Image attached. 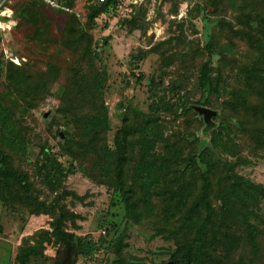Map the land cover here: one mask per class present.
Here are the masks:
<instances>
[{
	"label": "trees",
	"instance_id": "1",
	"mask_svg": "<svg viewBox=\"0 0 264 264\" xmlns=\"http://www.w3.org/2000/svg\"><path fill=\"white\" fill-rule=\"evenodd\" d=\"M16 1L11 0L8 7ZM62 1L71 6L70 0ZM206 1L212 12L223 5L222 0ZM29 2L30 9L39 4L54 10L41 0ZM90 2L94 7L88 21L94 23L100 15L115 11L120 0ZM246 2L250 11L244 13L245 29L236 30L245 52L236 50L237 43L232 41L217 52L210 26L213 23L205 21L204 48L211 59L198 70L199 99H189L179 83L165 87L173 99L182 93L179 106L169 116L174 117V124L175 117L185 118L191 113V120L184 122L187 129L170 131V135L169 129L165 131L162 115L167 104L155 93L163 80L151 78L150 111L129 106L110 144L107 77L101 71L77 72L59 95L60 112L74 129L72 134L59 133L64 155L71 161L66 167L47 145H42L33 176L21 170L22 166L15 167L13 160L14 155L27 158V133L21 119L50 92L59 70L52 63L43 71L29 64L16 66L11 60L0 62V82L4 79L0 83V202L52 219L50 229L23 240L16 256L19 264L45 256L48 245L57 249L53 264L93 260L103 249L115 255L117 263L131 264L123 255L124 234L111 239L106 249L107 229L98 239L76 233L81 229V215L63 201L70 195L64 186L66 178L77 171L111 192L122 206L128 225L151 227L153 238L173 245L169 261L162 264H264V185L240 173L241 168L252 165L254 157L264 160V0ZM27 9L20 5L15 18L31 20L36 12ZM54 11L68 15V27L77 29L75 14ZM127 23L135 26L133 19ZM38 34L35 32L32 39L39 40ZM0 39L14 50L9 33L0 31ZM181 41L180 35L172 34L159 46ZM188 46L193 48V42ZM148 54L142 53V59ZM142 79L140 74L137 80ZM196 107L216 112L210 125ZM179 109L184 110L182 115ZM48 116L46 113L44 118ZM35 178L51 193L59 192L52 203L36 196ZM109 223L118 230L117 223Z\"/></svg>",
	"mask_w": 264,
	"mask_h": 264
},
{
	"label": "rangeland",
	"instance_id": "2",
	"mask_svg": "<svg viewBox=\"0 0 264 264\" xmlns=\"http://www.w3.org/2000/svg\"><path fill=\"white\" fill-rule=\"evenodd\" d=\"M90 1L70 0L74 9L72 14L79 21L77 29L68 27V15L39 4H33L30 9L29 0H19L9 6L13 26L11 31H6L9 32L14 50L10 52L13 56L9 57L0 51V62L18 58L22 66L29 64L35 70H46L48 63L56 65L59 70L50 92L21 119V125L27 133V158L34 164L14 154L13 160L15 167L22 166L21 170L28 171L31 176L35 172L42 145H47L66 167L71 161L64 155L59 133L72 134L74 129L60 112L59 95L61 88L66 87L77 72L89 70L105 73V103L111 121L107 141L113 144L129 106L145 113L150 111L149 97L152 96L153 88L149 90L148 81L151 78L163 80V85L155 93L167 104L162 115L165 131L169 129L170 135V131L187 129L184 122L191 120V113L185 118L175 117L177 121L174 124V117L169 116L179 106L182 93L175 94L173 99L172 92L167 89L179 83L189 99H199L198 70L211 59L204 48L207 39L203 29L205 21L213 23L210 26L217 52L224 51L228 44L232 45L230 41L237 43L236 50H246L241 43L243 40L236 36V30L245 29L242 24L246 21L244 13L250 11L247 0H222L223 5L216 12L207 8L209 2L206 0H120L121 10L104 13L94 23L88 21L91 8L94 7ZM20 5L36 12L28 22L27 19L19 21L15 18ZM205 8L207 10L204 11ZM131 19L135 22L133 28L127 23ZM35 32H39V40L36 37L32 39ZM172 34L180 35L181 43L159 46ZM188 42H193L194 47L188 46ZM144 52L149 54L142 59ZM140 74L144 75V79L138 81ZM183 112L182 109L178 111L180 115ZM46 113L49 114L47 119L44 118ZM253 161L252 165L241 168L240 173L264 185V160L256 156ZM39 182L35 178L36 196H42L52 203L59 192L53 194ZM64 186L70 195L63 202L68 209L81 215L78 221L81 229L76 231L77 234L98 239L108 230L106 249L111 239L119 233L124 234L123 255L131 264H162L169 261L173 245L163 238H153L151 227L128 225L122 206L105 186L93 183L80 171L68 175ZM73 195L83 200H76ZM262 212L264 216V206ZM51 221L48 215L36 216L26 208H12V205L0 202V264H19L16 256L23 240L50 229ZM110 221L117 223L118 230L111 226ZM104 250L96 259H80L79 264H119L115 255H108ZM56 251L55 247L48 245L43 253L45 256L34 257L29 264H53Z\"/></svg>",
	"mask_w": 264,
	"mask_h": 264
},
{
	"label": "built area",
	"instance_id": "3",
	"mask_svg": "<svg viewBox=\"0 0 264 264\" xmlns=\"http://www.w3.org/2000/svg\"><path fill=\"white\" fill-rule=\"evenodd\" d=\"M10 1L11 0H0V31L6 33L7 35L9 32H7L6 30L10 31L11 27L13 26L12 14L8 7ZM41 1L54 10L63 11L66 13L74 12V9L71 6L65 4L62 0H41ZM99 1L103 3L108 0H99ZM117 9L120 10L122 9L121 4L117 5ZM0 51H3L7 57L13 56V54H10V52L12 51L8 48L6 44V40L0 39ZM10 60L16 65L21 64L18 58L16 59L11 58Z\"/></svg>",
	"mask_w": 264,
	"mask_h": 264
},
{
	"label": "water",
	"instance_id": "4",
	"mask_svg": "<svg viewBox=\"0 0 264 264\" xmlns=\"http://www.w3.org/2000/svg\"><path fill=\"white\" fill-rule=\"evenodd\" d=\"M195 110L200 113V115L204 116L205 121L208 125L211 124L213 117L216 115L215 111L210 109L196 107ZM167 264H178L177 262H169Z\"/></svg>",
	"mask_w": 264,
	"mask_h": 264
}]
</instances>
